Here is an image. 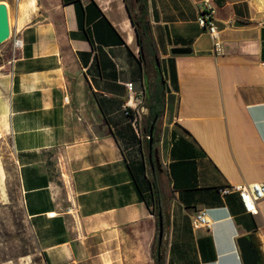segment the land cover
I'll list each match as a JSON object with an SVG mask.
<instances>
[{
  "label": "crops",
  "instance_id": "crops-1",
  "mask_svg": "<svg viewBox=\"0 0 264 264\" xmlns=\"http://www.w3.org/2000/svg\"><path fill=\"white\" fill-rule=\"evenodd\" d=\"M0 1L24 38L0 44V143L46 264H156L154 172L164 264H245L238 238L253 232L264 264V197L254 214L220 190L264 181V0H214L218 54L198 22L203 0H131L148 13L162 74L144 64L125 0ZM149 103L162 110L155 169ZM7 179L0 156V196Z\"/></svg>",
  "mask_w": 264,
  "mask_h": 264
},
{
  "label": "rangeland",
  "instance_id": "rangeland-1",
  "mask_svg": "<svg viewBox=\"0 0 264 264\" xmlns=\"http://www.w3.org/2000/svg\"><path fill=\"white\" fill-rule=\"evenodd\" d=\"M0 156L8 173L7 190L0 196V264H46L24 211L9 140L0 143Z\"/></svg>",
  "mask_w": 264,
  "mask_h": 264
},
{
  "label": "built area",
  "instance_id": "built-area-1",
  "mask_svg": "<svg viewBox=\"0 0 264 264\" xmlns=\"http://www.w3.org/2000/svg\"><path fill=\"white\" fill-rule=\"evenodd\" d=\"M216 13L217 6L214 0H203L198 15V22L201 26L205 27L214 38V51L218 54L225 51V45L221 36V29L217 22ZM9 38L11 39L14 50L21 48L24 45V38L21 36V29L17 26L13 28L11 26ZM127 85L131 86L132 83L127 82ZM220 190L222 193H229L232 191L238 192L245 210L256 214L259 211L258 202L264 197V181L228 184L221 186ZM196 219L198 223L202 225L211 226L212 224L207 211L204 209L198 210Z\"/></svg>",
  "mask_w": 264,
  "mask_h": 264
},
{
  "label": "trees",
  "instance_id": "trees-1",
  "mask_svg": "<svg viewBox=\"0 0 264 264\" xmlns=\"http://www.w3.org/2000/svg\"><path fill=\"white\" fill-rule=\"evenodd\" d=\"M125 1H126L127 8L131 16V19L136 28L137 39H138V43L140 44L141 58L143 59L144 64L155 65V59H156L155 57L156 55H158V47H157V43L154 37L152 24L149 19L147 11L145 10V6H140V10L135 12V10L133 9L132 1L131 0H125ZM152 98H155L156 105L158 104L160 106L162 99H163L162 91L158 89L155 95H152ZM148 107L150 109V114H149V123L146 125L147 135L149 134V130H150L151 124L155 116L158 115V118H159L161 116V111H162L160 108H155V106H153V104L151 103L148 104ZM156 128H157V123L155 125V132H154V146L157 140ZM146 145L148 148L149 147L148 137L146 140ZM155 167L157 168V164ZM151 182H152L153 195H154L153 211L157 217L158 233H159V213L160 211L163 212V206L161 203L160 185H159L155 172L153 173V176L151 177ZM161 249H162V252H161ZM153 255H154L156 264H164L163 245L161 248L159 247L158 235L153 245Z\"/></svg>",
  "mask_w": 264,
  "mask_h": 264
},
{
  "label": "water",
  "instance_id": "water-1",
  "mask_svg": "<svg viewBox=\"0 0 264 264\" xmlns=\"http://www.w3.org/2000/svg\"><path fill=\"white\" fill-rule=\"evenodd\" d=\"M237 24H241L242 22L237 21ZM11 33V26H10V17H9V9L8 5L4 1H0V44L7 40ZM139 48L140 44L138 43ZM192 48L188 46H174L172 48L173 53H188L191 52ZM157 65L159 67V72L162 74L161 64L159 56L156 55ZM158 115L155 116L150 130L148 134L149 138V159L150 163L153 168L160 165L159 161V148L154 146V132H155V125L157 121ZM164 217L162 211L159 213V247L161 248L164 244ZM238 244L241 250L242 258L245 264H262L263 263V251L260 242L256 237V233H249L245 235H241L238 238ZM162 252V249H161ZM160 252V253H161ZM163 254H165L164 247H163Z\"/></svg>",
  "mask_w": 264,
  "mask_h": 264
},
{
  "label": "flooded vegetation",
  "instance_id": "flooded-vegetation-1",
  "mask_svg": "<svg viewBox=\"0 0 264 264\" xmlns=\"http://www.w3.org/2000/svg\"><path fill=\"white\" fill-rule=\"evenodd\" d=\"M157 121H158V118H157ZM157 121H156V123H157Z\"/></svg>",
  "mask_w": 264,
  "mask_h": 264
}]
</instances>
